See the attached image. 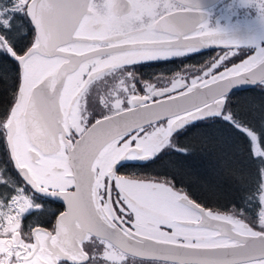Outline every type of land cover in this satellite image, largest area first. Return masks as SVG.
<instances>
[{
	"label": "snow or ice",
	"instance_id": "obj_1",
	"mask_svg": "<svg viewBox=\"0 0 264 264\" xmlns=\"http://www.w3.org/2000/svg\"><path fill=\"white\" fill-rule=\"evenodd\" d=\"M193 11L183 0H0V51L19 65L0 118L4 144L27 185L66 203L51 229L25 232L22 217L41 206L23 187L0 198V264H264V171L259 231L242 213L194 203L169 180L116 171L122 160L153 158L189 119L221 114L229 82L264 76V51L217 73L225 53L203 79L142 82L141 92L123 68L178 48L228 47ZM29 20L33 42L18 54L10 37ZM90 105L102 113L91 123Z\"/></svg>",
	"mask_w": 264,
	"mask_h": 264
},
{
	"label": "trees",
	"instance_id": "obj_2",
	"mask_svg": "<svg viewBox=\"0 0 264 264\" xmlns=\"http://www.w3.org/2000/svg\"><path fill=\"white\" fill-rule=\"evenodd\" d=\"M26 19V18H25ZM19 34L10 37L17 53L31 43L33 31L29 22L17 21ZM27 39L22 43L20 36ZM18 66L7 53L0 51V118L7 114L18 87ZM229 118H213L192 124L176 137V148L143 165H130V171L171 181L199 205L220 212L235 211L255 218L261 204L258 196L264 157L253 150V139L259 151L264 150V87H249L228 95ZM186 150V151H184ZM128 171V170H127ZM0 198L5 202L20 187L29 195L9 161L3 132L0 131ZM53 209L52 206L49 207ZM56 210V209H54ZM52 210L50 213H55ZM24 218L22 225L40 224L45 213L36 210ZM50 215V214H49Z\"/></svg>",
	"mask_w": 264,
	"mask_h": 264
},
{
	"label": "flooded vegetation",
	"instance_id": "obj_3",
	"mask_svg": "<svg viewBox=\"0 0 264 264\" xmlns=\"http://www.w3.org/2000/svg\"><path fill=\"white\" fill-rule=\"evenodd\" d=\"M261 3H264V0H219L217 3L213 4V6L209 8L210 12L213 13L210 21L213 23L217 19H219L220 22L222 23H225V20H228L230 22L238 21V20L246 21V19L256 17L258 15L257 13H261L264 18V13H262L260 9ZM262 45H264V43H262ZM252 52H253V49L251 48H248V49H245V48H237V49L215 48V49L205 50L200 53H195L194 55H191V56H183V58L166 60L162 62H151V63L140 64V65H131L129 67L123 68L121 71L134 73L135 78H136L135 82H136L137 88L141 92H143L142 82L147 81V79H149V81H152V83H155V80L158 78L172 77L170 80H168L170 82L175 76L181 73V69H183L184 67L186 68H195V67L196 68L198 67L206 68L207 67V69H209L213 63L219 62L220 59L224 57V54L227 53L230 58L224 59V62L220 63L219 67L216 69L218 71V70L224 69L227 65L232 64L236 62L237 60L247 57L249 54H252ZM203 72L198 74V77H201L202 76L201 74ZM193 73L194 71L182 73L181 76L186 77V78L181 79L179 81L189 82V77L194 76ZM157 86L160 87V84H157ZM164 86L166 85H163L162 87ZM90 107L92 106L90 105ZM100 115H102V113L99 111H96L95 108L92 107V115L89 118V122L90 123L94 122L95 119L99 118ZM159 123L163 124L166 122H159ZM178 134H180V131H177L176 133L171 134L169 142L167 144L165 143L166 144V145L164 144L165 146L161 145L163 147L159 149L157 153H155V156L153 158L145 160V162H139V163H134V164L143 165L146 162L156 160L158 157L164 155V153H166L167 151H171L169 149L174 144L176 145L175 142H176V137ZM134 164L123 163L122 165L117 166L116 168L117 174L125 176V177H135V178H141L139 176H142V178L144 179L160 178V177H154L148 174H145V175L141 173L134 174L133 172H129L130 167H131L130 165H134ZM26 190L28 191L27 193H29V195L32 196L28 188H26ZM34 196H36V200L39 202V205L41 206L39 209L43 210V213H45L44 219L40 224H37V225H33L29 227L23 225L22 230L27 232L35 227L51 229L52 226L54 225L56 217L60 215L61 212L64 210V205L61 202L59 203L51 199L44 198L43 196L39 194L34 195ZM50 206H52L53 209L50 210L49 208ZM39 209H36V210H39ZM52 210H54L55 213H50V211ZM29 213L26 218L28 217L31 218Z\"/></svg>",
	"mask_w": 264,
	"mask_h": 264
},
{
	"label": "water",
	"instance_id": "obj_4",
	"mask_svg": "<svg viewBox=\"0 0 264 264\" xmlns=\"http://www.w3.org/2000/svg\"><path fill=\"white\" fill-rule=\"evenodd\" d=\"M218 1L219 0H183L184 4L186 6L191 7L194 10L192 14L195 16L197 21H202L203 23L207 24L209 29L219 30L220 32H222L224 34L225 40L228 44V47L219 46L217 43H211L208 45H200L196 49L178 48V49H175L174 54L170 55L169 57L147 60V61L139 62L136 64L161 62L162 60H173L176 58H182L183 56H191V55H194L195 53H200V52H203L205 50L215 49V48H221V49H226V48H228V49H237V48L248 49V48H251V49H253L252 54H249L246 57V59L244 58L245 60L251 58L253 55L258 53L259 51H264V45H262V43H264V37L261 38L264 35V18L262 16V14L257 13L258 15L256 17L246 19V21H239L238 20V21L230 22L228 20H225V23H222V22H220L219 19H217L213 23L210 21L213 13L210 12L209 8L212 7L213 4L217 3ZM257 19L262 20V27H259V25H255V21H257ZM29 24L33 30L32 39H31V44H32L33 38L35 35V29L32 26V23L30 20H29ZM31 44L28 47H30ZM8 56L10 57V59H12L17 64L18 74H19L18 62L10 54H8ZM238 62L240 63V61H238ZM231 66H229V67H231ZM223 70H219L217 73H222ZM198 78L203 79V76L198 77ZM261 84H264V76H261V75L242 77L238 80H233V81L229 82L226 85V88L224 91V101L225 102L223 105V110L225 109L224 107H225L226 101L228 100V95L230 93L235 92V91H239V90H243V89H249V87L260 86ZM221 114L205 113L202 116L191 118L188 121H186L182 127L174 129L172 134L176 133L177 131H180L181 129H184L187 125L195 124L199 121H205V120H208V118H218ZM160 122H166V121L162 119ZM6 150H7V148H6ZM134 162H145V160H122L118 163L117 166L122 165L123 163H134ZM117 166H116V168H117ZM12 167H13L14 171L17 172V170L14 168L13 164H12ZM17 174L20 177V174L18 172H17ZM20 179H21V177H20ZM22 182H24V181L22 180ZM24 184L26 186H28L30 188V190L32 192L36 193L37 195L39 194V195H41L47 199H51L55 202H59V203L61 202L64 205V210L62 212H64L66 210V203L62 198L53 197V196L44 195V194L35 192L25 182H24ZM179 191H181L183 194L186 195V193L184 191H182V190H179ZM187 197L190 200H192L194 203H196L191 197H189V196H187ZM196 204H198V203H196ZM200 206H202V205H200ZM203 207L206 209H209L205 206H203ZM212 210H214V209H212ZM214 211L222 213V214H227L224 211L223 212H220L217 210H214ZM58 216L56 217L55 222H56ZM55 222H54V224H55Z\"/></svg>",
	"mask_w": 264,
	"mask_h": 264
},
{
	"label": "rangeland",
	"instance_id": "obj_5",
	"mask_svg": "<svg viewBox=\"0 0 264 264\" xmlns=\"http://www.w3.org/2000/svg\"><path fill=\"white\" fill-rule=\"evenodd\" d=\"M255 25H259V27H262V20H260V19H257V21H255ZM264 37V35L261 37V38H263ZM28 47H26L24 50H26ZM23 50V51H24ZM22 51V52H23ZM3 52V51H2ZM21 52V53H22ZM4 53H6V52H4ZM8 54V53H7ZM245 59H246V57H245ZM244 58H242V59H240V60H237L236 62H234V63H232V64H229V65H227L225 68H227V67H229V66H231V65H234V64H239V62L238 61H242V60H245ZM224 68V69H225ZM206 69H207V67L205 68V67H198V68H186V67H184L183 69H181V73L180 74H178L177 76H175L173 79H172V81H179V80H181V79H184V78H186V77H183V76H181V74L182 73H184V72H191V71H194V73H193V75L194 76H190L189 77V82L193 79V78H197L198 77V74H200L201 72H203V71H206ZM221 70H223V69H221ZM219 71V70H218ZM217 70L215 71V72H218ZM185 75V74H184ZM197 75V76H196ZM172 77H170V78H158V79H156L155 80V83H157V84H160V87H162L163 85H167L168 84V80H170ZM168 81V82H167ZM145 82H149V83H152V81H149V79H147V81H145ZM167 82V83H166ZM262 87H264V85L262 86ZM226 105H227V101H226V104H225V109L223 110V112H222V114L219 116V117H223V118H226V119H228L229 118V112H228V109H226ZM208 119H213V118H208ZM253 139V138H252ZM169 142V141H168ZM168 142H166V144L168 143ZM165 144V145H166ZM164 145V146H165ZM163 146H161V148H162ZM160 148V149H161ZM176 148V145L174 144L173 146H171L170 147V149L169 150H173V149H175ZM253 150H254V152L256 153V154H259L260 153V151L257 149V147H256V145H255V139H253ZM159 150V149H158ZM155 156V153L153 154V157ZM151 159V158H150ZM139 177H141L142 178V176H139ZM156 179H161V178H156ZM260 192V191H259ZM33 202H34V204H38L39 205V203H36L35 202V200L33 199ZM260 202V201H259ZM260 209H261V207H260ZM34 210H36V208H33L32 210H29L28 212H26L25 214H24V216L22 217V220L25 218V217H27L28 216V213L29 212H31V211H34ZM260 211V210H259ZM225 213H235V214H237V215H239V213H237V212H235V211H224ZM239 218H241V219H243V220H245L246 222H248L255 230H261L260 228H259V225H258V213H257V216H255V218H251V217H249V216H247V215H242V216H240ZM23 226V225H22Z\"/></svg>",
	"mask_w": 264,
	"mask_h": 264
}]
</instances>
